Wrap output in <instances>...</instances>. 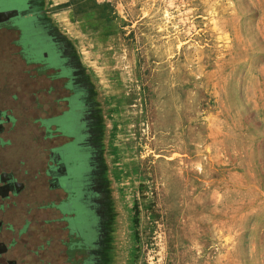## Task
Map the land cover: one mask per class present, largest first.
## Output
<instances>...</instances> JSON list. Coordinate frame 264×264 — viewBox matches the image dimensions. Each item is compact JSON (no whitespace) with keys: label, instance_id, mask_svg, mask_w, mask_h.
<instances>
[{"label":"rangeland","instance_id":"obj_1","mask_svg":"<svg viewBox=\"0 0 264 264\" xmlns=\"http://www.w3.org/2000/svg\"><path fill=\"white\" fill-rule=\"evenodd\" d=\"M37 2L0 0L9 264L67 263L86 218L76 198L84 148L54 157L63 139L33 91L48 65L30 50L36 41L15 35L36 7L100 109L93 144L109 182L117 264H264V0Z\"/></svg>","mask_w":264,"mask_h":264},{"label":"flooded vegetation","instance_id":"obj_2","mask_svg":"<svg viewBox=\"0 0 264 264\" xmlns=\"http://www.w3.org/2000/svg\"><path fill=\"white\" fill-rule=\"evenodd\" d=\"M23 2L30 8L38 5L37 0H23ZM27 16L30 17V21L23 20L21 29H17L15 35L26 38V40L23 39L24 43L36 41L38 45L34 44L30 50L36 53L35 57L45 66L48 65L47 70L41 73L33 84L35 87L33 91L39 97L38 100L42 101V106L41 104L38 106V110L43 115L41 118L45 117L43 112L45 110L46 117H50L52 121L54 119L56 123L52 126L55 137L57 140L63 139L55 146L56 156L54 157L61 162L70 147H77L79 143L86 155V173L82 178L83 184L80 182V187L81 185L83 187L76 197L80 212L85 213L86 218L78 223L77 236L80 235L77 241L78 248L65 264H117L115 228H113L114 209L109 198V182L102 159L99 157L101 145L98 149V145L93 144L100 141L99 138L102 136L98 118L100 109L97 107L91 88L86 84L87 80L77 74L78 66L75 64V56L67 51L65 45L62 44V47L63 41L59 38V32L50 25L38 7L29 11ZM30 35L33 37L32 40H30L31 37L29 38ZM59 124L63 129L59 128ZM67 156L70 158L73 156L75 163L74 154L68 153ZM53 170L60 173L58 167ZM3 174L4 172H0V175ZM6 174L10 175V172H5ZM93 175L96 179L92 178ZM59 176L61 174L54 177L59 178ZM5 178H0V187L7 184V180L4 183ZM9 178H7L8 181ZM91 178L94 184L87 189L85 180L92 181ZM86 191L93 194L91 203L85 200ZM73 194L65 192V197L68 196L72 200ZM1 222L0 220V264H9L13 260L9 254V248L14 237H11L10 230L3 228ZM21 229L20 227L18 231L20 232Z\"/></svg>","mask_w":264,"mask_h":264},{"label":"crops","instance_id":"obj_3","mask_svg":"<svg viewBox=\"0 0 264 264\" xmlns=\"http://www.w3.org/2000/svg\"><path fill=\"white\" fill-rule=\"evenodd\" d=\"M0 56H1V54H0ZM2 57V56H1ZM26 108H27V106H25ZM25 108V110H24V107H23V105H21L20 107H19V109H18V111L21 113V115H22V117H26L27 118V120H29L28 118H31V117H29L28 116V112H29V110L28 109H26ZM3 109V108H2ZM15 111V110H14ZM35 111H36V109H35ZM38 112H40L39 110H37ZM36 111V112H37ZM16 112V111H15ZM25 112H27V113H25ZM26 114V115H25ZM34 117V116H33ZM38 118H40L39 116H38ZM38 118H35V119H38ZM19 136H20V134H18ZM19 141L20 142V140L19 139H16V141ZM52 148H54V147H52ZM53 150V149H52ZM51 152V150L48 152V155H49V153ZM14 179V178H13ZM17 183H20L21 184V182H19L18 180H16V179H14ZM21 228H22V226H20ZM23 234H21V236H22ZM11 248V247H10Z\"/></svg>","mask_w":264,"mask_h":264},{"label":"trees","instance_id":"obj_4","mask_svg":"<svg viewBox=\"0 0 264 264\" xmlns=\"http://www.w3.org/2000/svg\"><path fill=\"white\" fill-rule=\"evenodd\" d=\"M63 198V197H62ZM64 198H65V196H64ZM62 200V199H61Z\"/></svg>","mask_w":264,"mask_h":264}]
</instances>
